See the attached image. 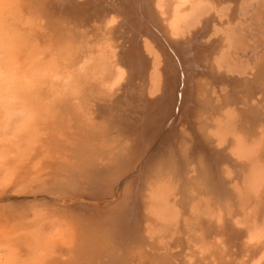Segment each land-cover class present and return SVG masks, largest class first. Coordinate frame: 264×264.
Segmentation results:
<instances>
[{"label": "bare ground", "instance_id": "6f19581e", "mask_svg": "<svg viewBox=\"0 0 264 264\" xmlns=\"http://www.w3.org/2000/svg\"><path fill=\"white\" fill-rule=\"evenodd\" d=\"M262 1L0 0V198L57 168L41 141L62 131L54 99L87 93L92 115L117 113L108 124L119 142L91 183L109 193L130 181L91 227L116 253L88 264H135L137 247L163 243L151 242L150 217L179 228L188 211L195 251L186 264H264V51L248 17ZM36 28L59 50L30 43ZM161 142L163 161L149 172ZM35 217L38 230L24 231L3 216L0 264H84L86 227ZM159 263L175 264L169 253Z\"/></svg>", "mask_w": 264, "mask_h": 264}, {"label": "rangeland", "instance_id": "374dc122", "mask_svg": "<svg viewBox=\"0 0 264 264\" xmlns=\"http://www.w3.org/2000/svg\"><path fill=\"white\" fill-rule=\"evenodd\" d=\"M248 17L255 19V25L251 29L253 33H259L256 40L260 44V49L264 51V1L260 3L258 12H252ZM244 21H246V18H244ZM247 25H250L249 21ZM36 30L35 37L32 35L33 38L31 37L30 43L34 42L33 44L37 45L38 39L40 46L50 45L54 46L55 50H59L60 45H58L59 42L56 41V38L52 40L46 34L40 33L38 31L39 28H36ZM53 35L57 36L56 34ZM262 55L264 56V52H262ZM86 94L81 96V99H73L72 97L54 99L53 106H56L57 112L59 111L58 122L62 117V131L58 130L57 132L49 133L43 136L41 141L45 142L47 147L51 149L49 150L51 156L47 161H52L53 167L57 168L47 170L45 177L39 181L31 184L25 182L20 190L10 187L11 190L9 189L6 192L9 194L0 198V224L6 222L3 216L8 215L11 218L12 216L16 218L14 221L18 229L37 231L38 225L36 224L35 214L44 211L50 219L63 217L72 224L76 223L79 227H86L90 250L87 252L89 256L83 260V262L85 261L84 264L94 263L98 257L107 259L116 253L117 249H114L117 247L115 246V241L104 232V234H93L91 227L93 225H98L99 227L100 224L97 223H102L103 221L101 222V220L108 218L113 210L116 209V204L119 205L120 201H122L121 198L122 196L124 197L126 186L130 182L126 179L121 180L114 191L109 193L107 192L108 190L105 191L106 189L91 183V171L96 168L95 166L98 163H106L108 161L107 158H111L117 152L116 148L119 146V142L117 144V134L113 133L114 131L111 130L108 124L111 120H115L117 113H115L114 109L105 111L103 112L105 119L92 115L86 103ZM60 98H62L61 102ZM263 102L262 105H264ZM42 142L39 144H42ZM165 147V143L161 142L151 151L150 158H148L149 161L146 164L149 172L154 166L156 167L163 161ZM56 164L59 165L56 166ZM262 197H264V194ZM177 199H182V196L179 195ZM263 199H261L260 207L264 211ZM200 200L197 201L200 205L206 202V199L202 198ZM254 201L259 203L260 200L256 199ZM191 215L193 216V213L188 211L181 217L179 228L174 223L166 224L154 217H150L149 222L152 230L154 229L152 232H155L153 233L154 239L151 242L157 243L158 239H162L163 243L159 246L161 248L158 249L137 247L132 256L135 264H139L141 252H143V257L140 264H160L162 255L166 253H169L175 264H186L189 256L195 251V244L189 241V236H193L194 233L187 232L188 229H184L187 223L192 222L194 216L192 217ZM40 225H44V222H41ZM182 228L186 231L185 235H183L184 233L178 234V231ZM23 237L25 236L23 235ZM180 237L184 239V247L176 243ZM22 241L25 242L26 240L21 238L17 242L22 243ZM28 252L29 250L24 248L20 251V255L28 258ZM63 252L65 254L67 250L65 249ZM91 256L94 260L91 259Z\"/></svg>", "mask_w": 264, "mask_h": 264}]
</instances>
